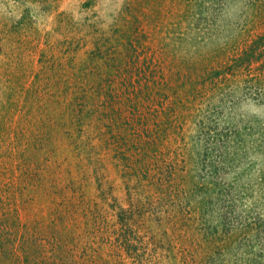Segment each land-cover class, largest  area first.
<instances>
[{
  "label": "rangeland",
  "instance_id": "374dc122",
  "mask_svg": "<svg viewBox=\"0 0 264 264\" xmlns=\"http://www.w3.org/2000/svg\"><path fill=\"white\" fill-rule=\"evenodd\" d=\"M0 264H264V0H0Z\"/></svg>",
  "mask_w": 264,
  "mask_h": 264
},
{
  "label": "trees",
  "instance_id": "16d2710c",
  "mask_svg": "<svg viewBox=\"0 0 264 264\" xmlns=\"http://www.w3.org/2000/svg\"><path fill=\"white\" fill-rule=\"evenodd\" d=\"M132 32H134V31H132ZM135 33H138V32H135ZM130 35V34H129ZM128 34H126L125 36H127V38H128V36H129ZM139 41V39H137V38H135V39H133V41L130 39V36H129V38H128V42H129V44L131 45V46H133L135 49L137 48V45H136V43ZM136 45V46H135ZM258 48H256V50L253 48V50L250 48L249 50H248V53L250 54V51L252 52V54L251 55H254L255 56V54L256 55H258V50H257ZM250 56V55H249ZM248 61H253L252 59H248ZM115 68V67H114ZM117 71V70H116ZM147 74V76H148V73H146ZM91 80V77L88 75V73H86V81H85V83H84V85L82 86V87H84L85 88V91H84V93H83V97L84 96H86V97H90L91 95H93V93H92V91L89 89V85H92L94 88H97V84L99 85V83H100V81L102 80V78H100L99 79V77H98V79H93L91 82H89ZM109 79H106V81H108ZM131 84H132V87H133V89L135 90V89H137L136 87H135V83H134V81H132L131 80ZM138 90V89H137ZM140 104V98H137V97H135L134 98V101H133V106H136V105H139ZM90 105V103L89 104H86L85 106L87 107V106H89Z\"/></svg>",
  "mask_w": 264,
  "mask_h": 264
}]
</instances>
